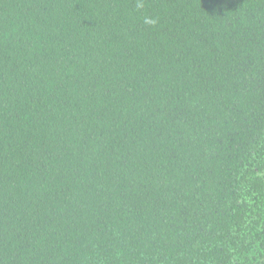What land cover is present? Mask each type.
<instances>
[{"label": "trees", "instance_id": "trees-1", "mask_svg": "<svg viewBox=\"0 0 264 264\" xmlns=\"http://www.w3.org/2000/svg\"><path fill=\"white\" fill-rule=\"evenodd\" d=\"M0 264H264V0H0Z\"/></svg>", "mask_w": 264, "mask_h": 264}, {"label": "clouds", "instance_id": "clouds-1", "mask_svg": "<svg viewBox=\"0 0 264 264\" xmlns=\"http://www.w3.org/2000/svg\"><path fill=\"white\" fill-rule=\"evenodd\" d=\"M146 23H155V20L147 19Z\"/></svg>", "mask_w": 264, "mask_h": 264}]
</instances>
